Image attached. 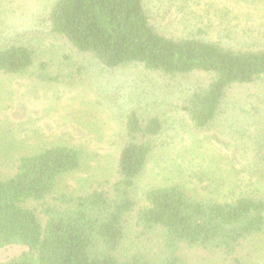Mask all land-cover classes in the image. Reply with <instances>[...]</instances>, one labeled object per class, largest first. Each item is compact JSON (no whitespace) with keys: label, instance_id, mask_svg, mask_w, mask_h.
I'll list each match as a JSON object with an SVG mask.
<instances>
[{"label":"trees","instance_id":"1","mask_svg":"<svg viewBox=\"0 0 264 264\" xmlns=\"http://www.w3.org/2000/svg\"><path fill=\"white\" fill-rule=\"evenodd\" d=\"M146 1L55 0L47 21L52 35L106 69L140 67L171 84L209 75L180 106L196 131L211 128L234 89L264 84V31L236 39L228 25L225 36L201 27L167 35L152 23ZM36 55L27 43L0 45V75L66 81ZM254 111L256 163L230 201L214 198L212 186L202 197L179 184L139 196L137 182L164 124L135 109L121 117L113 175L78 191L65 180L83 169L82 148L68 140L26 147L1 139L0 249H26L0 264H264V104Z\"/></svg>","mask_w":264,"mask_h":264},{"label":"rangeland","instance_id":"2","mask_svg":"<svg viewBox=\"0 0 264 264\" xmlns=\"http://www.w3.org/2000/svg\"><path fill=\"white\" fill-rule=\"evenodd\" d=\"M54 1L0 0V45L30 44L37 61H47L53 72L67 77L50 85L0 75V140L14 139L26 147L68 140L79 146L85 165L65 180L78 191L113 175L121 117L135 109L159 116L164 124L158 149L137 182L139 196L154 186L179 184L202 197L212 186L217 200L237 198L256 163L254 108L264 104V84L234 89L211 128L196 131L180 106L186 93L208 83L209 75L191 74L171 84L140 67L106 69L51 34L47 16ZM146 7L152 23L176 37L192 35L198 27L225 36L229 25L236 39L264 31V0H147ZM25 249H0V262Z\"/></svg>","mask_w":264,"mask_h":264}]
</instances>
